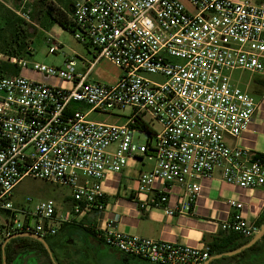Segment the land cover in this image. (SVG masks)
Returning <instances> with one entry per match:
<instances>
[{
  "label": "built area",
  "instance_id": "obj_1",
  "mask_svg": "<svg viewBox=\"0 0 264 264\" xmlns=\"http://www.w3.org/2000/svg\"><path fill=\"white\" fill-rule=\"evenodd\" d=\"M71 1L69 32L95 56L63 55L60 67L12 58L20 73L0 77V211L9 215L0 223V244L6 246L18 235L55 238L61 223L92 210L103 213L102 182L144 157L155 164L139 174L133 200L166 215L189 213L201 181L216 169L226 183L241 189L264 188V160L227 143V138L241 137L257 109L234 73L264 76V3ZM48 44V55L63 47L51 38ZM28 52L33 54L32 46ZM103 60L121 71L113 84L92 79ZM27 72L54 82L32 79ZM126 108L131 113L124 124L90 118L116 116V110ZM24 178L70 189L72 211L59 220L53 200L39 201L32 210V198L15 206L12 194ZM158 182L165 190L179 187L182 197L170 204L169 195L156 188ZM230 207L234 213L222 230L251 240L257 224L244 217L242 203L233 200ZM110 227L96 229L107 247L149 264H205L210 259L207 247L156 241Z\"/></svg>",
  "mask_w": 264,
  "mask_h": 264
},
{
  "label": "crops",
  "instance_id": "obj_2",
  "mask_svg": "<svg viewBox=\"0 0 264 264\" xmlns=\"http://www.w3.org/2000/svg\"><path fill=\"white\" fill-rule=\"evenodd\" d=\"M254 1L264 3V0ZM56 27L62 29L56 25L51 30ZM88 50L92 51L91 57H82L91 60L95 56V51ZM95 70L92 79L99 82ZM27 76L40 81L43 78L32 72H27ZM119 76L113 83L118 80ZM237 82L241 89L249 93L257 102V109L241 137L239 139L227 138V143L230 146H239L249 150L264 160V76L256 75L254 80L244 79L237 80ZM116 116L108 117L115 119ZM125 118L123 123H119L121 117H116L114 123L124 124L127 121V117ZM154 164L153 158L144 157L139 162L131 161L122 173L108 175L102 182L107 209L103 213L94 210L85 212L76 216L71 223H61L59 234L65 243L70 244V251L75 256L78 255L80 264H149L107 247L96 229H106L108 225H111L110 228L113 231L128 235L195 248H206L213 239L221 236L222 223L233 215L234 211L230 207L231 201H238L244 205L242 212L247 220L257 224L263 217L261 214L264 205V188L245 190L226 183L223 180L221 169H216L211 178L201 181L200 195L189 213L170 216L160 208L143 209L138 201L133 200L132 195L138 188L139 174L152 170ZM156 188L163 189L169 195L170 204H174L182 197V190L177 186H171L165 190L164 185L158 182ZM73 207L72 196L65 197L60 208L56 204L57 218L62 220L67 212L72 211ZM115 219H117L116 223ZM262 250L261 254H249L243 262L227 260L217 264H264V244ZM233 256L235 255L223 257Z\"/></svg>",
  "mask_w": 264,
  "mask_h": 264
},
{
  "label": "rangeland",
  "instance_id": "obj_3",
  "mask_svg": "<svg viewBox=\"0 0 264 264\" xmlns=\"http://www.w3.org/2000/svg\"><path fill=\"white\" fill-rule=\"evenodd\" d=\"M34 0H0L1 3L6 5L16 14L19 13L18 16L25 21H27V16L31 11V4ZM31 21L30 17L28 19ZM25 29L31 34L33 47V54L31 56L26 57L28 62H37L40 64H45L48 66H62L64 62L63 55H71L78 57H86L90 58L92 55V51H89L86 47L78 43L73 37L72 33L65 30H60L58 27L53 30L46 31L35 23L27 22L24 25ZM51 38L57 42L63 44V47L60 53L57 55H48L49 47L48 39ZM2 57H6L0 54V59L3 60ZM8 58V57H7ZM11 62L8 60H4ZM30 70V67L28 68ZM96 76L98 77V81L106 84H113V81L117 79V77L121 74V71L114 66L112 63L103 60L96 67ZM150 79H154L155 77L149 76ZM256 75H252L248 72H236L234 73V79L237 80H254ZM43 82L53 83L54 81H50L47 77L41 78ZM57 83V82H55ZM76 108L87 111V108L83 105L77 104L74 105ZM131 113V108H126L124 110H116V114L121 117V121L119 123H123L125 121V117H128ZM116 117H108L104 115L92 114L90 116L91 119L100 122L114 123L116 121ZM145 137L141 136V141H145ZM72 196L71 190L59 185H55L46 181L33 179V178H24L19 185L14 189L12 194V202L15 206L25 205L27 198H32V202L28 204L29 209H33L34 206L39 201L44 200H53L57 206L60 208L65 200V197ZM8 213L4 211H0V223L4 222L6 218H8ZM46 243L51 251L48 259L41 251L37 250H22L20 249V243H13L12 250L14 252V262L13 264H80L78 255L75 256L70 251L69 245L67 242L65 243L64 239L59 234L55 238L47 239Z\"/></svg>",
  "mask_w": 264,
  "mask_h": 264
},
{
  "label": "trees",
  "instance_id": "obj_4",
  "mask_svg": "<svg viewBox=\"0 0 264 264\" xmlns=\"http://www.w3.org/2000/svg\"><path fill=\"white\" fill-rule=\"evenodd\" d=\"M71 0H34L31 4V11L29 17L31 21L46 31L51 30L54 26L58 25L65 31H70L72 22L70 20L71 13ZM27 24L25 19L18 16L10 8L0 2V54L8 57L9 59L16 58L26 59L32 54L28 52L32 40L31 34L25 29L24 25ZM20 73V67L12 62L0 59V77H14ZM141 128L148 129L147 125H142ZM264 224V216L257 223L258 228ZM250 240H245L239 235L223 231L221 236L216 237L207 245L209 249L210 258L237 250L246 245ZM20 243V249L25 250H39L48 259L49 253L42 243L29 238H18L12 240L4 248L0 244V264H13L14 252L12 250L13 243ZM264 244V236L254 246L249 249L243 250L238 255L233 257H223L215 259L210 264H217L220 261L238 260L239 262L245 261L249 254H261L262 245Z\"/></svg>",
  "mask_w": 264,
  "mask_h": 264
},
{
  "label": "water",
  "instance_id": "obj_5",
  "mask_svg": "<svg viewBox=\"0 0 264 264\" xmlns=\"http://www.w3.org/2000/svg\"><path fill=\"white\" fill-rule=\"evenodd\" d=\"M1 58L3 60H8L7 57H2ZM264 236V224L260 227L258 233L246 244L244 245L243 247L237 249V250H234V251H231V252H228V253H225V254H221V255H218V256H215L213 258H210L208 261L205 262V264H209L211 260H214V259H219L223 256H231V255H236V254H239L241 253L243 250H246V249H249L251 248L252 246H254L259 240L262 239V237ZM21 237H28L30 239H34L36 241H39L40 243H42L44 245V247L47 249L48 253L51 254V251L48 247V244L46 243V240L42 239L41 237H36V236H32V235H27V236H24V235H18L15 238H21ZM5 247V245L3 246V248ZM5 264V263H4Z\"/></svg>",
  "mask_w": 264,
  "mask_h": 264
}]
</instances>
